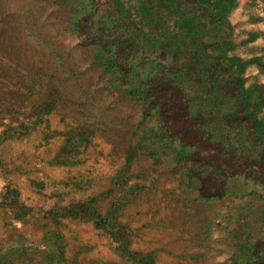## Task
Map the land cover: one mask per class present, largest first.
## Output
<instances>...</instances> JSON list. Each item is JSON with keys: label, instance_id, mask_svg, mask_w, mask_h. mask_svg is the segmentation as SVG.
Listing matches in <instances>:
<instances>
[{"label": "rangeland", "instance_id": "rangeland-1", "mask_svg": "<svg viewBox=\"0 0 264 264\" xmlns=\"http://www.w3.org/2000/svg\"><path fill=\"white\" fill-rule=\"evenodd\" d=\"M0 264H264V0H0Z\"/></svg>", "mask_w": 264, "mask_h": 264}]
</instances>
